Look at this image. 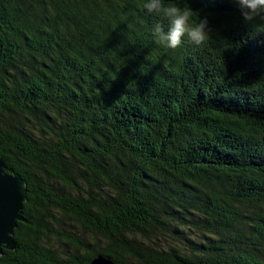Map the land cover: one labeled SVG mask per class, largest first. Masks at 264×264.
I'll return each instance as SVG.
<instances>
[{"label":"trees","instance_id":"1","mask_svg":"<svg viewBox=\"0 0 264 264\" xmlns=\"http://www.w3.org/2000/svg\"><path fill=\"white\" fill-rule=\"evenodd\" d=\"M167 49L137 0H0V157L26 184L0 264H264V20L179 0Z\"/></svg>","mask_w":264,"mask_h":264},{"label":"clouds","instance_id":"2","mask_svg":"<svg viewBox=\"0 0 264 264\" xmlns=\"http://www.w3.org/2000/svg\"><path fill=\"white\" fill-rule=\"evenodd\" d=\"M246 23L264 20V0H234ZM149 15L167 20V28L157 22L150 29L155 42L167 49H176L185 41L198 48L211 37L209 18L179 0H137Z\"/></svg>","mask_w":264,"mask_h":264},{"label":"water","instance_id":"3","mask_svg":"<svg viewBox=\"0 0 264 264\" xmlns=\"http://www.w3.org/2000/svg\"><path fill=\"white\" fill-rule=\"evenodd\" d=\"M25 199V180L0 157V255L4 253V249L13 250L16 247L13 233L18 221H26L22 211ZM89 264L114 263L97 254Z\"/></svg>","mask_w":264,"mask_h":264}]
</instances>
